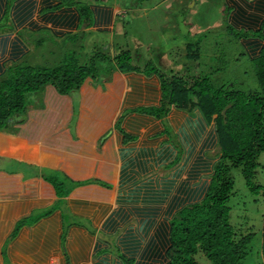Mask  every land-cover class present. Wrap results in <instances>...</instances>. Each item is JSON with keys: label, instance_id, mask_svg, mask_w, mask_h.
<instances>
[{"label": "crops", "instance_id": "1", "mask_svg": "<svg viewBox=\"0 0 264 264\" xmlns=\"http://www.w3.org/2000/svg\"><path fill=\"white\" fill-rule=\"evenodd\" d=\"M60 2L0 0V20L8 14L10 25L0 30V80L20 63L44 66V31L58 40L54 46L80 50L78 40L63 41L81 30L80 13L52 9ZM91 7L88 29L113 32L119 7ZM226 7L225 31L264 33V0H226ZM241 41L251 58L259 54L251 37ZM106 75L110 80L90 77L67 93L45 85L41 103L27 98L25 110L7 120L17 133L0 131V155L21 164L0 171V264L167 263L173 221L203 198L220 159L216 128L198 107V120L178 105L163 119L134 111L160 104L156 75L115 66ZM57 172L74 185L65 195Z\"/></svg>", "mask_w": 264, "mask_h": 264}, {"label": "trees", "instance_id": "2", "mask_svg": "<svg viewBox=\"0 0 264 264\" xmlns=\"http://www.w3.org/2000/svg\"><path fill=\"white\" fill-rule=\"evenodd\" d=\"M93 1L106 0H61L52 9L76 7L80 13V28L88 29L93 25ZM229 30L231 33L243 34L242 37H251L260 46L259 54L252 58L260 87L258 90L231 89L226 84L216 86L210 82L208 75L168 73L153 60L140 66L128 50L111 57L97 54L95 57L102 56L98 62L92 56L94 58H88L84 63L79 61L76 51L71 50L55 66L20 63L10 68L7 77L0 80V131L12 115L25 110L27 93L47 84L67 93L81 86L87 78L98 77V67L102 62L111 61L110 65L122 72L142 71L156 75L162 89L160 104L138 107L134 111L163 119L174 105L189 111L198 107L200 113L213 121L205 124L215 125L220 157L203 198L185 206L173 221L166 264H199L196 258L198 254L206 257L211 264H244L253 233L238 238L231 223L229 198L233 194L234 182L228 173L231 167L241 166L250 190L264 192V186L254 181L255 170L260 166L259 158L264 153V33L262 29L255 32L236 30L231 26ZM69 35L65 39L79 38L78 33ZM199 46L200 43L196 52L193 43L186 46L190 60L200 59ZM205 124L201 131L207 127ZM126 135L127 139L134 138L130 134ZM202 136L203 133L198 134L193 141H200ZM23 224L20 221L17 228ZM262 255L264 258V226Z\"/></svg>", "mask_w": 264, "mask_h": 264}, {"label": "rangeland", "instance_id": "3", "mask_svg": "<svg viewBox=\"0 0 264 264\" xmlns=\"http://www.w3.org/2000/svg\"><path fill=\"white\" fill-rule=\"evenodd\" d=\"M93 3L118 6L120 14L113 32L91 29H81L78 32L79 38L75 41L80 50L75 51L80 62L84 63L97 54L111 57L128 50L135 63L140 66H145L148 60H153L159 68L168 73L173 70L174 74L208 75L210 82L216 86L226 84L227 88L244 91L260 88L255 64L240 39L244 35L225 31V16L228 14L226 0H106L93 1ZM8 19L7 14L0 20V30H10ZM69 36L68 34L65 38ZM39 37L43 38V44L39 50L42 60L38 64L50 67L65 59L62 56L69 50H65L62 45L54 46L58 41L55 37L48 38L45 31ZM66 40L68 39L63 41ZM190 43L195 46L194 52L200 43L198 47L200 59L190 60L186 57V46ZM82 48L85 49L82 50ZM101 58L100 55L95 57L97 62ZM110 64H112L111 61L102 62L98 67L100 81L110 80L111 77L106 75L111 68ZM42 92L39 90L36 93H28L29 105L41 103ZM189 115L197 118L199 114L193 111ZM201 116L204 123H213L212 119L205 114L201 113ZM8 121L10 123V120ZM2 131L16 134L17 128H9L5 125ZM7 158L0 155V171H18V166L21 164ZM259 162L260 166L255 170L254 181L264 186V153L259 158ZM57 175L59 177L56 183L58 188H61L60 192L64 195L69 193L74 185L68 178L61 177L60 173L57 172ZM228 175L234 182L229 205L230 220L237 237L253 233L244 264H264L262 255L264 192L260 190L255 193L250 190L241 166L231 167ZM35 215L37 214L31 216L29 221ZM196 258L199 264H211L201 254H198Z\"/></svg>", "mask_w": 264, "mask_h": 264}]
</instances>
